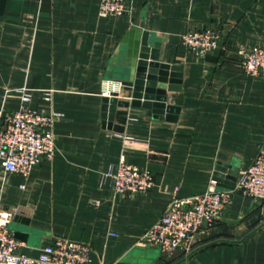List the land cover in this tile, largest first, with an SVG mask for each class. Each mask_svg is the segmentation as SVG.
Listing matches in <instances>:
<instances>
[{"label": "crops", "instance_id": "1", "mask_svg": "<svg viewBox=\"0 0 264 264\" xmlns=\"http://www.w3.org/2000/svg\"><path fill=\"white\" fill-rule=\"evenodd\" d=\"M100 3L0 0V109L19 108L27 87L32 107L58 114L52 159L27 177L0 165V207L14 209L19 251L38 256L64 237L90 243L89 264H264V201L239 191L190 254L141 242L173 197L202 194L213 178L233 187L264 148V77L240 64L241 49L264 41V0H129L119 16H102ZM211 26L217 49L199 55L183 44ZM144 31L160 42L161 62L182 67L158 112L132 105L120 85ZM106 89L130 103L113 120L121 131L103 123ZM122 159L152 172L156 186L115 193L104 174Z\"/></svg>", "mask_w": 264, "mask_h": 264}, {"label": "built area", "instance_id": "2", "mask_svg": "<svg viewBox=\"0 0 264 264\" xmlns=\"http://www.w3.org/2000/svg\"><path fill=\"white\" fill-rule=\"evenodd\" d=\"M129 0H101L102 16H119L128 10ZM217 27L191 30L182 36L183 44L202 55L220 46ZM240 64L252 76L264 77V41L240 50ZM44 98L52 99L53 91L45 90ZM21 105L12 111L0 109V165L7 173L27 177L43 159H52L56 152L54 121L58 114L46 113L30 105L33 89H19ZM103 94L109 95L108 89ZM117 194L147 192L156 186L152 172L122 159L104 174ZM264 201V148L253 163L243 170L233 187L217 189L211 180L207 191L194 197L175 196L162 216L141 237V242L157 246L164 254L181 250L190 254L200 245L201 237L214 228L231 203L235 192ZM14 209L0 207V264H89L90 243L59 237L45 245L38 256L19 251L22 242L11 228Z\"/></svg>", "mask_w": 264, "mask_h": 264}, {"label": "water", "instance_id": "3", "mask_svg": "<svg viewBox=\"0 0 264 264\" xmlns=\"http://www.w3.org/2000/svg\"><path fill=\"white\" fill-rule=\"evenodd\" d=\"M160 45V42L156 41L149 32L144 31L140 40L135 42L130 49L129 75L120 83L124 90L131 92L132 105L153 108L155 112L159 111L157 107L163 106L168 90L172 91L180 88L178 84L181 83L182 76L180 65H171L159 60ZM118 92L114 90L111 95H105L102 98L103 123L108 128L121 131L122 128L115 125L113 120L117 108L126 107L130 103L117 99ZM217 170L216 176L220 180L221 171L224 169L218 167ZM229 173L236 174V171L231 170ZM230 184L235 185L236 183L232 181Z\"/></svg>", "mask_w": 264, "mask_h": 264}]
</instances>
